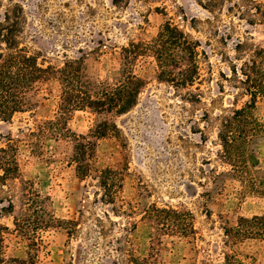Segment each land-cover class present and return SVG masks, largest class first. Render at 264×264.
<instances>
[{
	"label": "rangeland",
	"instance_id": "rangeland-1",
	"mask_svg": "<svg viewBox=\"0 0 264 264\" xmlns=\"http://www.w3.org/2000/svg\"><path fill=\"white\" fill-rule=\"evenodd\" d=\"M258 0H255V2ZM23 12L21 45L38 63L62 66L85 54L94 80L111 81L121 68L122 47L146 42L169 22L199 43V80L175 89L157 79L151 57H142L134 73L144 81L137 104L128 113L73 112L72 133L94 146L92 172L80 179L70 161L72 145L51 135L28 137L55 113L52 99H40L30 112L0 121V147L16 148L20 173L0 190L4 259L23 264H223V227L264 212V138L251 143L253 159L242 173L220 160L219 115L249 99L242 83L245 63L264 71V21L245 0H0ZM247 70V69H246ZM255 115L264 122V102ZM114 125L104 137L96 131ZM109 129V128H108ZM120 173L121 189L113 201L100 200L96 171ZM30 187V188H29ZM39 195V217L27 211L26 191ZM181 212V228L160 224ZM25 221L20 232L14 219ZM173 218V217H171ZM41 221L45 228L30 226ZM170 223V221L165 222ZM181 233V234H180ZM245 264H264V241L239 244Z\"/></svg>",
	"mask_w": 264,
	"mask_h": 264
},
{
	"label": "trees",
	"instance_id": "trees-1",
	"mask_svg": "<svg viewBox=\"0 0 264 264\" xmlns=\"http://www.w3.org/2000/svg\"><path fill=\"white\" fill-rule=\"evenodd\" d=\"M251 2L256 14L264 21V0H245ZM23 12L18 5H8L0 16V121L10 122L14 115L32 111L40 99L53 101L55 113L52 119L43 123L36 131H30L28 137L51 135L55 139H64L72 145L70 161L75 164V171L80 179H85L92 172L91 159L94 146L82 135L72 133L67 127L69 116L75 111H89L94 114L128 113L137 104L138 95L144 81L134 73L135 63L142 57H151L156 65L157 79L170 84L175 89H186L199 80L198 47L199 43L188 37L176 26L166 22L157 35L146 42H130L122 47L120 53L121 68L118 76L111 81L92 79L86 71L85 54L66 59L62 66H44L38 63L36 56L30 54L21 45L23 34ZM245 63L242 83L249 97L240 108L229 114L219 115L217 138L220 142V160L230 166L233 172L242 173L241 160L247 166L253 159L251 143L264 138V122L255 115L257 101L264 102V71L251 60ZM247 69V70H246ZM109 128V129H108ZM116 130L114 125L99 129L96 136L104 137L106 132ZM20 173L16 158V148L12 139L0 147V190L9 180H15ZM95 179L101 190L100 200L113 201L118 189H121L120 173L113 169L96 171ZM253 184L254 191L264 197V187ZM30 188V187H29ZM26 191V204L29 212L39 217L41 200L31 189ZM7 206L1 207V213L11 214L13 204L9 199ZM167 217L157 219L162 224L181 228L182 235L193 234L189 224L181 225V212L173 209L157 210ZM173 217V218H171ZM25 221L14 219V226L20 232L26 230ZM170 223H165V222ZM30 226L45 228L43 222L33 221ZM7 227L0 225V264H23L16 259L6 260L1 255L3 236L1 231ZM223 264H245L239 244L241 241H264V212L251 218H239L236 225L223 227ZM180 233V234H181Z\"/></svg>",
	"mask_w": 264,
	"mask_h": 264
}]
</instances>
